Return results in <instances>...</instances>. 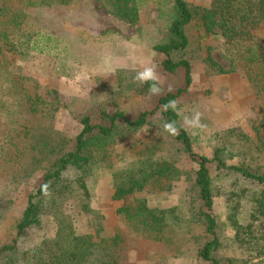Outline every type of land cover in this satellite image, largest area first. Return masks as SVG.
I'll list each match as a JSON object with an SVG mask.
<instances>
[{
    "label": "rangeland",
    "instance_id": "obj_1",
    "mask_svg": "<svg viewBox=\"0 0 264 264\" xmlns=\"http://www.w3.org/2000/svg\"><path fill=\"white\" fill-rule=\"evenodd\" d=\"M187 1L200 5L211 2ZM33 15L42 36L36 45L43 50L36 48L23 56L16 55L11 64L53 109L50 117L37 120L35 116L39 115H35L25 122L30 126V136L22 159L0 168V245L15 236V224L27 194L33 191L44 171L45 161L30 162L31 143L42 147L40 136L49 135L64 144L63 140L73 139L81 129L80 116L88 110L118 107L135 113L155 105L165 92L184 86L182 70L169 74L158 66L162 56L153 50V45L168 33L172 13L169 8H157L153 0L141 8L135 25L114 17L99 0H71L66 5L45 7ZM258 34L264 37V28ZM188 35L190 44L183 56L191 65V83L175 101L179 123L190 136L194 150L210 157L219 148L228 164L264 171V91L248 79L245 69L219 72L218 66L211 67L206 61L210 56L228 69L239 47L225 44L219 35H206L198 20L192 23ZM105 57L111 58L110 63H105ZM145 63L156 65L159 95H153L150 87L142 90L143 85L133 83L136 71ZM15 103L8 104L16 108ZM197 111L202 113L201 123L207 127L193 135L192 129L183 126V118H190ZM91 118L93 122L101 121L97 114ZM160 118L159 109L149 124L137 132H125L105 148L104 154L97 155L85 177L88 199L69 195L59 202L58 197H48L40 227L29 229L11 255L14 264H27L31 251L44 239L63 242L67 235H89V241L98 247L110 243L116 232L121 235L113 252L118 264H206L197 250L207 235L203 223L190 210V198L194 196L191 183L197 169L190 158L174 154L177 167L185 172L182 176L153 178L142 190L123 199H111L117 171L149 157L159 159L170 149ZM210 174L214 190L212 209L220 243L213 254L221 264H226L228 258L233 260L232 264H264V255H256L263 244L255 238L259 234L255 230L237 234L232 223L243 226L251 221L255 198L264 184L219 169L215 164L210 165ZM140 199L145 200L148 208L164 212L162 240L150 238L147 228L136 227L133 220L117 213L124 206L133 211ZM52 201L57 205H52ZM200 203L195 200L194 206ZM255 227L258 226L252 228ZM0 264H4L2 259Z\"/></svg>",
    "mask_w": 264,
    "mask_h": 264
},
{
    "label": "trees",
    "instance_id": "obj_2",
    "mask_svg": "<svg viewBox=\"0 0 264 264\" xmlns=\"http://www.w3.org/2000/svg\"><path fill=\"white\" fill-rule=\"evenodd\" d=\"M70 1L0 0V168L22 159L25 142L30 136V126L25 122L35 115H39L35 116L37 120L50 117L49 112L53 109V105L50 103L49 107V103L28 83L26 77L12 66L11 61L16 55L23 56L32 49L43 50L40 45H36L42 36L34 23L33 14L45 7L66 5ZM147 1L99 0L107 12L130 25L138 22L141 8ZM153 1L157 8H169L172 13L168 33L162 41L153 45V50L162 56L158 66L169 74L182 70L184 86L165 92L159 96L155 105L135 113L118 107L113 110L106 107L95 111L88 110L80 116L81 129L73 139L63 140L64 144L49 135L40 136L42 147L31 143L30 151L27 148L30 152V162L45 161L44 171L33 191L27 194L25 206L15 224V236L10 242L0 245V259L4 264H14L11 255L16 252L18 242L29 229L41 225L45 204L48 203V197L41 193V186L49 183L51 196L58 197L59 202L69 195L88 199L89 190L85 177L90 167L96 163L97 155L100 152L104 154L105 148L115 143L125 132H137L149 124L159 109L160 121H175L180 129L179 134L171 136L166 132L171 146L159 159L149 157L144 161L134 162L125 170L117 171L113 178L111 199L119 200L134 194L142 190L153 178L170 179L182 176L185 172L177 167L174 154L177 152L185 155L197 164L191 183L194 196L190 198V210L196 219L203 223L207 235V240L198 248L197 254L206 264H221V260L213 254L220 243L212 209L214 190L210 165L215 164L219 169L236 173L259 184H264V171L250 169L243 164H228L219 148H215L210 157L197 153L190 136L179 123L178 113L171 109L164 111L162 105L180 97L191 83V65L183 54L190 44L188 29L195 20L200 22L206 35H219L224 38L225 44L239 47L237 55L231 58L228 69H224L210 56L206 60L208 64L211 67L218 66L219 72L243 68L248 79L259 84L260 89L264 91V37L258 34V30L264 28V0H211L209 5L194 4L187 0ZM149 87L150 83H146L142 90ZM11 101L16 102V108L8 104ZM92 114H97L101 121L93 122ZM68 173H75V176L68 177ZM195 200L201 201L200 206H194ZM52 205H57V202L52 201ZM117 213L133 220L136 227L147 228L150 238L162 240L165 227L162 210L150 209L145 200L140 199L137 200L133 211L129 206H124L119 207ZM251 221L243 226L234 221L232 223L237 234L253 233L255 230L259 234L255 238L263 243L257 248L256 255H264V189L255 198ZM254 226L258 227L252 228ZM120 240L119 232L115 233L110 243L98 247L89 241V235H67L63 242L44 239L31 251L27 264H118L113 252ZM226 262L232 264L233 260L228 258Z\"/></svg>",
    "mask_w": 264,
    "mask_h": 264
},
{
    "label": "clouds",
    "instance_id": "obj_3",
    "mask_svg": "<svg viewBox=\"0 0 264 264\" xmlns=\"http://www.w3.org/2000/svg\"><path fill=\"white\" fill-rule=\"evenodd\" d=\"M111 58L105 57V63H110ZM133 83H137L138 85H144L146 83H150L149 91L153 95H159L161 93V89L159 87L160 77L156 71V65L153 63H145L142 65L141 70L136 71L135 76L133 77ZM164 111H168L171 109L174 112H177V102L175 100H171L166 104L162 105ZM202 113L195 112L190 118L185 116L183 118V126L185 128H190L193 130V135H196L198 131L204 130L207 126L201 123ZM163 130L170 134L171 136H176L179 134L180 129L176 126L175 121H165L162 125ZM50 184L44 183L41 186V193L45 197L51 196Z\"/></svg>",
    "mask_w": 264,
    "mask_h": 264
}]
</instances>
